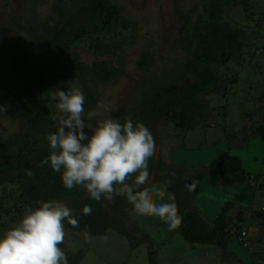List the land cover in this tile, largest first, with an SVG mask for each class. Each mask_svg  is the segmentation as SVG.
Masks as SVG:
<instances>
[{
    "label": "trees",
    "instance_id": "16d2710c",
    "mask_svg": "<svg viewBox=\"0 0 264 264\" xmlns=\"http://www.w3.org/2000/svg\"><path fill=\"white\" fill-rule=\"evenodd\" d=\"M26 1L24 14L0 27V108L5 109L0 111V122H10L14 128L0 134V195L8 189L13 191L11 196H2L4 201L0 199V238L22 219L27 208L39 206L36 201L58 200L72 209L78 220V227L63 221L64 229L83 231L89 236H102L109 229L125 237L133 249L140 241L133 238L139 230L134 224L126 228L121 223L127 218L125 213L134 211L126 197H102L96 201L83 186L66 189L61 173L50 164L41 167L40 162L50 153L47 136L55 130L47 119L55 112L49 105L50 92L79 88L85 97L83 119L87 125H96L100 119L88 116L97 104L94 89L97 84L112 86L119 79L124 62L120 50L134 44L137 23L125 16L113 0ZM250 5L249 0H202V8L195 11L175 4L170 33L166 36V46L175 58L162 63L155 73L152 68L157 59L143 48L135 62L143 77L111 115L120 123L128 117L134 123H142L155 139L157 151L149 161V183H161L174 195L181 223L173 231L186 243L217 247L228 258L234 257L227 253L228 240L239 239L244 213L237 210L232 214L234 203L228 199L219 203L210 219L194 207L192 190L185 184L208 175L231 187L249 188L258 176L246 172L240 160L228 154L193 172L179 161L166 163L159 153L158 132L166 124L184 132L206 127V115L211 117L215 111L210 110L206 98H223L228 87L237 81L233 76L219 74L218 67L239 63L242 52L250 51L255 40L264 35L256 23L246 31L226 15L233 7L247 12ZM110 35L117 39L108 41ZM83 41L95 54L110 56L115 69H81L69 62L64 55ZM163 68L168 69L167 73L163 74ZM253 129L251 136L264 133L262 125ZM26 170L33 175L28 176ZM86 205L92 209L89 215L82 213ZM256 217L264 226V212H258ZM238 243L244 247L241 241ZM59 247L68 258L67 264L80 263V250L71 252L64 242ZM247 247L248 242L244 248ZM261 255L262 252H252L256 264H264ZM153 260V252H149L148 264H153Z\"/></svg>",
    "mask_w": 264,
    "mask_h": 264
},
{
    "label": "rangeland",
    "instance_id": "374dc122",
    "mask_svg": "<svg viewBox=\"0 0 264 264\" xmlns=\"http://www.w3.org/2000/svg\"><path fill=\"white\" fill-rule=\"evenodd\" d=\"M249 1L251 9L247 12L240 7H233L226 15L230 20L242 26L240 29L248 31L247 28L252 29L256 23L257 27L264 31V0ZM113 2L122 8L125 16L137 23L138 30L134 44L120 50L124 56V62L123 72L117 82L109 87L97 84L94 89L97 104L93 113H88V116L98 120L108 118L105 110L99 107L100 104L111 108V116L129 96L137 80L143 77L142 72L135 66L143 48L157 59L155 67L152 68L155 73L162 63H169L175 58L173 51L166 46V36L170 33L174 5L178 4L184 8L191 7L195 11L202 8V0H113ZM27 4L26 0H0V27L8 25L13 17L24 14ZM108 38V41L117 39L112 35ZM64 57L69 62L78 64L81 69L104 67L114 70L116 67L110 56L107 58L95 54L88 48L86 41L74 45ZM167 71L168 69H164L163 74ZM217 71L221 75L233 76L237 81L228 87V92L223 98L220 95H210L206 98L210 110L215 109L211 117L206 115L209 119L206 127L184 132L166 124L158 132L159 153L166 163L174 161L184 163L188 155L201 154V160L198 159L194 164V166H201L209 162L225 147H228L227 153L231 155L241 152L243 154L249 146L257 147L259 153L251 159L254 164L250 166V169L255 170V165L259 166L258 179L247 189L246 186L236 185L232 187V194L229 187L227 190L220 189L219 193L223 194L220 203L223 200H233L232 214L239 208L245 215L247 210L243 207L258 213L260 208L264 207V142L261 136L251 137V135L254 134L253 128H257L260 122H263L264 129V35L255 40L250 51L242 52L239 63L230 62L218 67ZM49 105L55 110L54 104L49 102ZM222 107H224L223 110ZM13 129L12 123L0 122V134L8 133ZM253 155L254 152H252ZM240 162L243 165L242 156ZM189 166L192 170V166L190 164ZM186 169L188 170L187 166ZM150 184H156L165 190V198L163 201L156 198L157 202H167L169 193L167 188L157 182L143 185V187H148ZM200 190L204 191L192 189L191 194L195 198L194 207L202 212L196 199L212 196V191L210 189ZM207 190L209 191L205 192ZM12 193L11 189L1 192V201H4L3 195L11 196ZM231 195L234 199H231ZM236 198L243 199L241 202L250 198L251 202L247 204L244 202L238 206ZM125 215L127 218L121 222L122 225L129 228L131 224H134L140 231L133 235L134 240H140L135 248L130 249L125 237L109 229L102 236H89L83 231L64 229L65 247L71 252L79 250L82 252L79 264H148L149 252H153V264H256L254 258L250 257L252 252H262L261 256L264 257V226L254 217L249 229L248 247H235L236 245L232 243L233 249L237 248V251L232 255L234 257L228 258L217 247L186 243L179 234L169 230L168 225L156 216H142L135 211H129ZM253 224H258L257 229L259 230ZM243 225H245L244 222L239 224V228ZM227 253L231 254L229 251ZM237 256H239L238 259Z\"/></svg>",
    "mask_w": 264,
    "mask_h": 264
},
{
    "label": "clouds",
    "instance_id": "9594fccd",
    "mask_svg": "<svg viewBox=\"0 0 264 264\" xmlns=\"http://www.w3.org/2000/svg\"><path fill=\"white\" fill-rule=\"evenodd\" d=\"M50 102L55 112L47 119L55 130L47 136L50 153L41 160V167L50 164L61 173L66 189L83 186L96 201L123 196L139 215L156 216L169 230L180 225L172 193L167 194L170 202H157L156 198H165L163 188L156 184L141 187L149 184V161L157 151L156 141L145 125L134 123L131 117L120 123L104 104L99 107L108 118L87 125L83 119L85 97L79 88L55 89L50 92ZM26 174L33 175L30 170ZM196 183L194 179L185 187L192 190ZM36 204L39 206L27 208L22 219L0 238V264H67L68 258L59 245L65 238L63 221L78 227L73 210L58 200H38ZM91 211L88 205L82 209L84 215Z\"/></svg>",
    "mask_w": 264,
    "mask_h": 264
},
{
    "label": "crops",
    "instance_id": "0c3cea01",
    "mask_svg": "<svg viewBox=\"0 0 264 264\" xmlns=\"http://www.w3.org/2000/svg\"><path fill=\"white\" fill-rule=\"evenodd\" d=\"M263 122H260L259 123V126L262 125ZM258 127V125H257ZM263 127V126H262ZM264 134V133H263ZM258 136H261L260 138L262 139V141L264 142V135L260 134ZM252 137V136H251ZM227 148L228 147H225L224 149H221L219 151V153L213 157L209 162L207 163H203L201 166L199 165H195L196 164L195 162L200 159L201 160V157L200 155L201 154H193V155H188L186 157V159L183 161L184 164L187 166L188 170L189 171H195V170H198L206 165H208L213 159L221 156V155H224V154H228L229 156H234V157H237L240 161H241V156H242V161H243V165L241 163V166L242 168L248 172L249 174L251 175H254V176H259V172H260V168L259 166L255 165V170H252L250 169V166L253 165L254 163H252L251 159L255 156H258V153H259V149L257 147H253V146H249L242 154L239 153V154H235V155H231L229 153H227ZM252 152H254V155L252 156ZM176 162V161H175ZM189 164L192 166V170H190V166ZM230 188V191H231V194H232V187L229 186L226 182L222 181V180H216L208 175L204 176L199 182H197L196 186H195V190L196 191H204V190H200V189H210L212 191L211 195L212 196H209V197H197V204L199 205V207L201 208L202 212L208 217V218H213L214 215L216 214L217 212V208L219 207V203H220V199L217 195H219V191L220 189L221 190H227V188ZM247 189V188H246ZM209 190L205 191V192H208ZM251 192L254 194V190L251 188ZM223 196V194H220ZM231 199H234L231 195ZM243 199H238L236 198V202L237 204H239L238 206H240V204L246 202V204L248 202H251V199L248 198L246 199L244 202H241ZM218 205V207H217ZM244 209L247 210V213L245 215H243L244 217V224L241 228V230H244L246 231V238H247V242H248V236H249V229H250V226H252V219L253 217L255 219H258L256 216H257V213H254L253 210H251L250 208H246V207H243ZM264 207H261L259 211H263ZM239 211H241L239 208H238ZM259 220V219H258ZM258 220H256L258 222ZM260 221V220H259ZM255 225L256 229L258 227V224H253ZM259 230V228L257 229ZM256 231V230H254ZM235 237H231L229 240H228V243H227V251L231 252L232 254H235V252L237 251V248L233 249V245L232 243H234V245H236L235 247L239 246V243H238V240L235 238ZM249 243V242H248ZM229 246V247H228ZM242 247V246H241ZM244 248V247H242ZM251 259H252V256L250 255ZM239 258V256H237V259ZM240 260V259H239ZM243 262V261H242Z\"/></svg>",
    "mask_w": 264,
    "mask_h": 264
},
{
    "label": "built area",
    "instance_id": "2783aa9c",
    "mask_svg": "<svg viewBox=\"0 0 264 264\" xmlns=\"http://www.w3.org/2000/svg\"><path fill=\"white\" fill-rule=\"evenodd\" d=\"M245 236H246V233H245V231H241L240 232V237H239V241H241V243H242V245L244 246V247H246L247 246V242H246V240H245Z\"/></svg>",
    "mask_w": 264,
    "mask_h": 264
}]
</instances>
